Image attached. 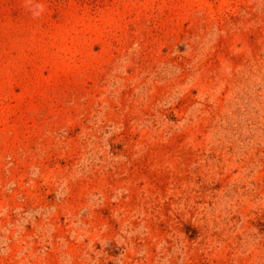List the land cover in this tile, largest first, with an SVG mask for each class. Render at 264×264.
<instances>
[{
  "label": "rangeland",
  "instance_id": "1",
  "mask_svg": "<svg viewBox=\"0 0 264 264\" xmlns=\"http://www.w3.org/2000/svg\"><path fill=\"white\" fill-rule=\"evenodd\" d=\"M0 264H264V0H0Z\"/></svg>",
  "mask_w": 264,
  "mask_h": 264
}]
</instances>
